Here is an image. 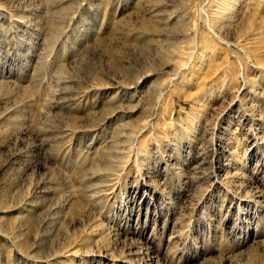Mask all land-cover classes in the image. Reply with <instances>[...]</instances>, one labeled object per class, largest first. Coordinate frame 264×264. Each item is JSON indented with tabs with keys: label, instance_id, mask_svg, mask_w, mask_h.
<instances>
[{
	"label": "rangeland",
	"instance_id": "obj_1",
	"mask_svg": "<svg viewBox=\"0 0 264 264\" xmlns=\"http://www.w3.org/2000/svg\"><path fill=\"white\" fill-rule=\"evenodd\" d=\"M0 264H264V0H0Z\"/></svg>",
	"mask_w": 264,
	"mask_h": 264
}]
</instances>
